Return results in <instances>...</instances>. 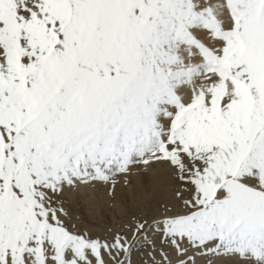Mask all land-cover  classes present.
I'll return each instance as SVG.
<instances>
[{
  "label": "snow or ice",
  "instance_id": "obj_1",
  "mask_svg": "<svg viewBox=\"0 0 264 264\" xmlns=\"http://www.w3.org/2000/svg\"><path fill=\"white\" fill-rule=\"evenodd\" d=\"M159 166L172 201L74 216ZM0 264H264V0H0Z\"/></svg>",
  "mask_w": 264,
  "mask_h": 264
},
{
  "label": "rangeland",
  "instance_id": "obj_2",
  "mask_svg": "<svg viewBox=\"0 0 264 264\" xmlns=\"http://www.w3.org/2000/svg\"><path fill=\"white\" fill-rule=\"evenodd\" d=\"M165 170L167 168L162 166ZM156 167L149 169L147 173L138 172L128 177L130 183L125 184L123 178L118 177V183L116 185L114 195H109V185L103 182H98L94 187L84 188L76 192H69L67 199L71 201L70 207L73 211L74 216H81L83 219L94 229V234L104 235L106 229L112 228L116 229L125 225L128 221L129 215L133 213H138L141 210H147L151 208L153 204L161 200H173V188L174 181L171 177L166 181V189L154 190L148 184L150 175ZM140 174L144 179V187H137L134 183L135 175ZM123 188L121 190V197L116 194L118 188ZM144 188V191H143ZM90 189L93 191H98L96 194L98 200L97 204H93L90 207L86 202V198L91 197ZM100 191V192H99ZM87 192V193H86ZM107 194V197L105 196ZM116 198H119L121 203L120 209L116 205Z\"/></svg>",
  "mask_w": 264,
  "mask_h": 264
},
{
  "label": "bare ground",
  "instance_id": "obj_3",
  "mask_svg": "<svg viewBox=\"0 0 264 264\" xmlns=\"http://www.w3.org/2000/svg\"><path fill=\"white\" fill-rule=\"evenodd\" d=\"M170 178V174L167 170H165L164 168H162V166H159V167H156V169H154L150 175V179L148 180V184L151 186V188H153L154 190H158V189H166V181ZM144 177L141 176L140 174L138 175H135L134 177V183L137 187H141L144 185ZM144 187V186H143ZM145 188V187H144ZM144 188H143V191H144ZM123 188H118L116 194H120L121 195V190ZM85 189L84 188H81V191L83 192ZM100 192V191H99ZM84 193V192H83ZM87 193V192H86ZM90 193H92L91 197L89 198H86V202L88 204V206L90 207L91 205L93 204H97V196L96 194H98V191H93L90 189ZM119 195V198L121 197ZM105 196L107 197V194H105ZM119 198H116V205L119 207L120 209V206H121V203L118 201Z\"/></svg>",
  "mask_w": 264,
  "mask_h": 264
}]
</instances>
